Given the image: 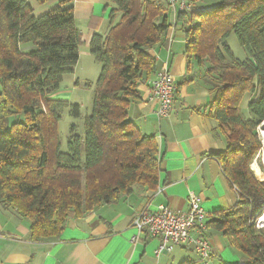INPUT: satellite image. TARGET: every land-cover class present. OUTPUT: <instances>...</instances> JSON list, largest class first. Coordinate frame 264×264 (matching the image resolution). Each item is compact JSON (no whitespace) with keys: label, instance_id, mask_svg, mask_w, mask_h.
I'll list each match as a JSON object with an SVG mask.
<instances>
[{"label":"trees","instance_id":"1","mask_svg":"<svg viewBox=\"0 0 264 264\" xmlns=\"http://www.w3.org/2000/svg\"><path fill=\"white\" fill-rule=\"evenodd\" d=\"M27 1L0 0V204L27 219L30 238L42 241L59 239L68 220L85 211L117 203L137 188L156 189L158 144L130 120L129 108L139 87L156 75L149 52L163 42L170 8L166 0H113L110 30L90 46L101 72L85 136L72 128L69 151L62 153L61 111L70 108L79 118L81 110L51 97L74 73L82 37L71 0L40 18ZM218 1L210 11L193 6L178 16L190 23L187 71L210 85V112L228 141L216 157L240 194L234 209L208 216L207 226L247 256L245 264H264V230L255 226L264 213V181L251 165L262 148L264 0ZM232 34L248 53L245 61L228 45ZM247 94L255 98L248 104L251 119L240 113ZM19 117L25 121L11 124Z\"/></svg>","mask_w":264,"mask_h":264},{"label":"crops","instance_id":"2","mask_svg":"<svg viewBox=\"0 0 264 264\" xmlns=\"http://www.w3.org/2000/svg\"><path fill=\"white\" fill-rule=\"evenodd\" d=\"M66 1L27 3L35 17L40 18ZM69 6L74 9L75 25L82 37L78 67L82 58H87L93 38L108 34L115 5L113 0H71ZM178 16L179 12L169 9L170 27L162 44L149 52L156 60V75L167 65L177 83L172 114L157 117L158 105L149 100L144 84L129 108L130 120L157 141L161 171L156 189L137 188L117 203L85 211L68 220L59 239L42 241L30 238L31 224L27 219L0 204V264H203L193 245H182L172 253L156 256L160 241L145 232L139 234L132 225L147 204L151 209L169 206L176 212L189 211L191 193L200 197L207 216L232 210L240 200L238 189L216 157L226 150L228 141L210 112V85L187 71L185 28L190 25L189 19L179 21ZM22 49L31 51L34 47ZM57 96L51 98L60 100ZM162 188L163 192H159ZM135 237L138 239L133 241ZM208 238L212 248L208 264L246 263L242 253L225 243L220 233L208 230Z\"/></svg>","mask_w":264,"mask_h":264},{"label":"built area","instance_id":"3","mask_svg":"<svg viewBox=\"0 0 264 264\" xmlns=\"http://www.w3.org/2000/svg\"><path fill=\"white\" fill-rule=\"evenodd\" d=\"M167 4L170 9L179 13H188L192 10L190 0H167ZM145 87L148 89L149 100L158 105L155 111L157 117H170L178 86L174 77L169 73L167 65L155 78L148 80ZM159 192H163V188L159 189ZM263 217L264 213L255 221L258 230H264V223L261 222ZM207 220L208 216L201 205L200 197L191 193L189 211L176 212L169 206L151 209V205L147 204L137 213L132 225L139 234L145 232L160 241L155 250L156 256L172 253L176 247L182 245H193L203 264H208L212 248L208 238ZM195 234L197 237L194 236ZM137 239L138 237H135L133 241Z\"/></svg>","mask_w":264,"mask_h":264},{"label":"rangeland","instance_id":"4","mask_svg":"<svg viewBox=\"0 0 264 264\" xmlns=\"http://www.w3.org/2000/svg\"><path fill=\"white\" fill-rule=\"evenodd\" d=\"M190 3L192 7L194 5L196 12L201 13L210 11L213 8L217 7L219 1L191 0ZM227 42L236 59L245 61L248 58V53L240 46L238 39L234 34L231 35ZM100 72L101 65L94 59L91 53L88 52L87 58H82L81 64L77 68H75L74 73L66 74L64 76V79L60 86V91L56 93L58 95L57 97H59L60 100L67 101L68 103H70V105H77L81 110V116L79 118H75L72 115V111L70 108L61 111L62 119L58 126V134L60 138L62 153H68L69 151L68 144L72 135V128L75 129V134H77L78 136L82 138L85 136V119L92 113L94 92L97 80L100 76ZM250 100V94H247L240 105V113L245 119L252 118V114L248 109ZM18 121L24 122L25 119L24 117L10 118L11 124ZM261 128L262 126H260L258 131L259 138L262 143V148L257 154L256 158L253 160V162L257 161L260 170L257 171L253 167V162L251 165L253 169L252 172L254 171L253 174L259 180L264 181V140L261 137ZM242 257L247 262V256L242 253Z\"/></svg>","mask_w":264,"mask_h":264},{"label":"bare ground","instance_id":"5","mask_svg":"<svg viewBox=\"0 0 264 264\" xmlns=\"http://www.w3.org/2000/svg\"><path fill=\"white\" fill-rule=\"evenodd\" d=\"M261 126H262V128H261V135H262V136H261V137H262V139L264 140V124H262ZM253 167H254L257 171L260 170L257 161H254V162H253ZM261 222L264 223V217L262 218Z\"/></svg>","mask_w":264,"mask_h":264},{"label":"water","instance_id":"6","mask_svg":"<svg viewBox=\"0 0 264 264\" xmlns=\"http://www.w3.org/2000/svg\"><path fill=\"white\" fill-rule=\"evenodd\" d=\"M262 124H264V122Z\"/></svg>","mask_w":264,"mask_h":264}]
</instances>
